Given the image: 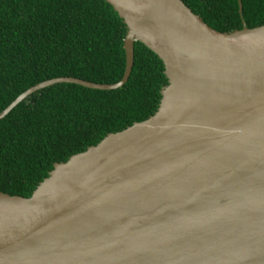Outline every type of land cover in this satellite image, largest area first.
I'll use <instances>...</instances> for the list:
<instances>
[{
  "label": "water",
  "instance_id": "water-1",
  "mask_svg": "<svg viewBox=\"0 0 264 264\" xmlns=\"http://www.w3.org/2000/svg\"><path fill=\"white\" fill-rule=\"evenodd\" d=\"M162 60L156 112L56 162L26 197L0 191V264H264V24L218 31L183 0H105ZM243 5L239 0L242 16Z\"/></svg>",
  "mask_w": 264,
  "mask_h": 264
},
{
  "label": "trees",
  "instance_id": "trees-1",
  "mask_svg": "<svg viewBox=\"0 0 264 264\" xmlns=\"http://www.w3.org/2000/svg\"><path fill=\"white\" fill-rule=\"evenodd\" d=\"M224 32L264 24V0H183ZM126 26L105 0H0V112L42 81L72 76L115 83L126 67ZM168 79L162 60L134 43V64L118 89L57 83L0 120V191L30 196L56 162L153 115Z\"/></svg>",
  "mask_w": 264,
  "mask_h": 264
}]
</instances>
